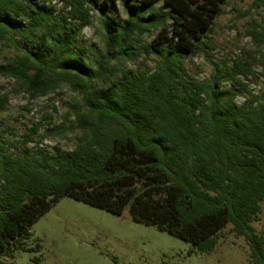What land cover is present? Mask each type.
<instances>
[{"label":"trees","instance_id":"1","mask_svg":"<svg viewBox=\"0 0 264 264\" xmlns=\"http://www.w3.org/2000/svg\"><path fill=\"white\" fill-rule=\"evenodd\" d=\"M57 1L60 7L0 0V43L15 51L0 77L30 98L70 87L77 96L65 120L78 133L74 149L46 150L29 146L32 134L20 146L0 132V251L22 249L37 215L70 195L129 207L190 242V254L212 252L231 224L251 261L264 264V237L252 224L264 200V92L254 94L242 79L264 65V54L212 61L210 76L196 79L185 65L213 56L215 1L120 0L125 17L116 0ZM254 10L264 12V0H253L248 13ZM90 26L101 51L78 44ZM158 30H172L179 41L145 40ZM247 33L255 50H264V18L253 19ZM142 53L156 58L153 67L117 75L123 61ZM8 103L0 95V111Z\"/></svg>","mask_w":264,"mask_h":264},{"label":"rangeland","instance_id":"2","mask_svg":"<svg viewBox=\"0 0 264 264\" xmlns=\"http://www.w3.org/2000/svg\"><path fill=\"white\" fill-rule=\"evenodd\" d=\"M47 4H61L57 0ZM208 3L209 0H197ZM217 3L219 14L208 37L215 45L213 56L206 58L198 55L186 62L187 71L196 79H207L214 62L224 59L249 57L256 54L259 58L264 50L256 51V46L248 36V29L253 19L262 21L263 11L248 13L253 0H210ZM166 10H173L171 5L162 3ZM115 10L122 14L120 0L115 1ZM147 42H178L172 30L164 33L153 31L145 36ZM78 44H86L101 51L103 43L94 27L81 30ZM15 56L14 49L6 43H0V65L9 62ZM262 58V57H261ZM117 75L133 69L153 67L154 56L138 54L131 61H123ZM255 75L245 80L254 94L264 92V65L254 67ZM7 94V109L0 111V132L18 142L25 140V135L32 134L36 142L30 147L46 150H72L76 145L78 133L69 130L70 121L65 116L77 95L63 85L56 92L38 98H30L19 91L14 80L0 77V95ZM238 102L243 104L244 97ZM36 129V130H35ZM51 130L52 133L45 135ZM39 142V144H37ZM85 201L65 195L52 200L50 205L41 211L33 220L27 234L20 239L23 248L13 251H0L4 264H254L250 258V248L245 238L237 236L232 225L227 224L218 233V244L210 253L190 254L193 245L167 230L149 224L136 217L129 207L114 210L111 203L108 207L100 203ZM104 202V200L99 201ZM261 212L252 223L258 233L264 237V200Z\"/></svg>","mask_w":264,"mask_h":264}]
</instances>
